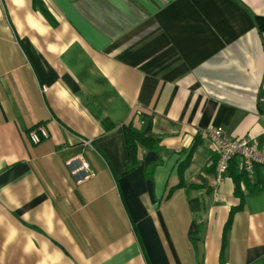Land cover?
Wrapping results in <instances>:
<instances>
[{"label": "crops", "instance_id": "crops-1", "mask_svg": "<svg viewBox=\"0 0 264 264\" xmlns=\"http://www.w3.org/2000/svg\"><path fill=\"white\" fill-rule=\"evenodd\" d=\"M256 17L264 0H0V264H264V167L215 185L202 133L264 146ZM129 124L156 148L131 151Z\"/></svg>", "mask_w": 264, "mask_h": 264}, {"label": "built area", "instance_id": "built-area-1", "mask_svg": "<svg viewBox=\"0 0 264 264\" xmlns=\"http://www.w3.org/2000/svg\"><path fill=\"white\" fill-rule=\"evenodd\" d=\"M208 140L211 151L216 155L214 169V184L222 182L228 172L233 158L239 160V169L248 176L253 175L255 167H264V146H260L253 138H228L221 127H210L202 131ZM48 137L47 130L42 125L30 129L27 138L32 144H38ZM83 146L89 142L81 140ZM68 172L76 184H81L91 178L89 164L82 156H75L66 162Z\"/></svg>", "mask_w": 264, "mask_h": 264}, {"label": "trees", "instance_id": "trees-1", "mask_svg": "<svg viewBox=\"0 0 264 264\" xmlns=\"http://www.w3.org/2000/svg\"><path fill=\"white\" fill-rule=\"evenodd\" d=\"M43 14L47 18L49 17L47 11L43 10ZM255 23H256V25H257V27H258V29L260 31H264V18L256 17L255 18ZM126 138H127V143L129 145V148L131 149V151L134 150L136 145H142L146 149H154V148H156V144L154 142L149 140L145 136L144 133H142L141 131H139L136 128L132 127L130 124L128 125V127L126 129ZM257 167H260V166H256L255 168H257ZM229 170H232L231 176H232L233 180L235 181V183H238L239 181H244L246 183V186L248 187L249 176L244 171L240 170L237 167L236 158H233L231 160V162L229 164L228 171ZM251 191H253V189H251ZM236 194H239V193L236 191ZM233 212H234V209H232L230 211L226 227L228 226V224L230 222V219L232 217Z\"/></svg>", "mask_w": 264, "mask_h": 264}]
</instances>
